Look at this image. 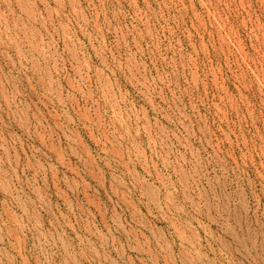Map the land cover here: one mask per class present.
Returning a JSON list of instances; mask_svg holds the SVG:
<instances>
[{"label":"rangeland","instance_id":"rangeland-1","mask_svg":"<svg viewBox=\"0 0 264 264\" xmlns=\"http://www.w3.org/2000/svg\"><path fill=\"white\" fill-rule=\"evenodd\" d=\"M0 264H264V0H0Z\"/></svg>","mask_w":264,"mask_h":264}]
</instances>
